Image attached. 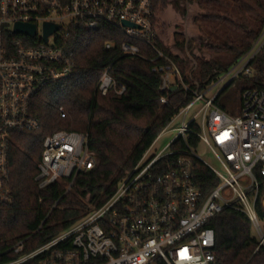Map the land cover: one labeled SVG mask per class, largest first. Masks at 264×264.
I'll return each mask as SVG.
<instances>
[{"label":"built area","instance_id":"built-area-1","mask_svg":"<svg viewBox=\"0 0 264 264\" xmlns=\"http://www.w3.org/2000/svg\"><path fill=\"white\" fill-rule=\"evenodd\" d=\"M155 14L156 0H0V207L14 201L12 133L40 128L41 119L32 108L34 97L47 85L75 72L74 51L68 43L76 27L97 29L110 25L153 47L157 55L149 59L166 61L153 68L161 76V90L183 84L194 94L193 100L171 120L173 123L185 114L182 125L174 127L177 133L160 152L151 154L155 141L167 127L113 194L102 203L89 202L86 213L72 226L31 246L32 237L42 231L60 199L73 190L78 175L97 164L88 132L60 129L48 134L36 180L40 188L61 183L64 193L36 229L0 248V264H216L215 229L210 221L226 207L247 213L264 244V227L256 210L259 175L264 177V89L255 82L243 89L239 115H231L214 101L228 82L258 74L253 62L264 49V30L249 51L200 91L184 83L178 64L158 47ZM18 23L35 24L36 33L17 32ZM45 23L58 26L47 40ZM113 46L112 42L106 43L107 48ZM121 49L124 54L147 58L136 43L125 41ZM110 69L106 67L101 74L97 89L102 94L113 90L122 94L126 86L116 81ZM215 87L216 94L206 98V93ZM161 100L167 102V97ZM201 100H205L204 105L187 120L188 110ZM59 111L65 116L64 106H59ZM193 122L200 130L192 127ZM190 132L212 148L222 169L202 159L195 147L173 146L180 138L189 144ZM195 157L220 178V183L206 195L194 175ZM163 158H168L162 162L163 168L154 171ZM228 189L230 195L226 193Z\"/></svg>","mask_w":264,"mask_h":264},{"label":"trees","instance_id":"trees-1","mask_svg":"<svg viewBox=\"0 0 264 264\" xmlns=\"http://www.w3.org/2000/svg\"><path fill=\"white\" fill-rule=\"evenodd\" d=\"M186 1L156 0V4H171L184 15ZM198 3L204 12L198 22L199 42L190 51L193 58L174 56L159 36L156 42L178 64L184 83L204 91L249 51L261 35L264 0H198ZM125 41L138 44L147 58L124 54L121 44ZM107 42L114 46L107 48ZM179 44L190 47L186 39ZM68 47L73 49L76 60L73 75L47 85L33 99L32 108L41 119L40 128L12 133L10 171L14 201L0 207V248L36 229L64 193L61 183L40 188L36 180L38 161L48 134L60 129L88 132L97 164L78 175L73 190L60 199L42 231L32 237L31 246H38L72 226L86 213L89 202L102 203L113 194L175 115L194 98L193 92L183 84L162 91L161 76L153 68L165 63V59L150 60L157 55L153 47L113 26L76 27ZM253 64L258 74L244 78L264 89V49ZM108 66L116 81L126 86L122 94L114 90L102 94L97 89L98 80ZM234 81L215 98L217 105L218 97ZM162 96L167 97V102L161 100ZM59 106H64L65 116H61ZM192 127L200 130L196 122ZM188 139L189 144L180 138L173 146L185 149L188 145L196 147L200 142L194 132L188 134ZM167 160L163 158L157 163L154 171L161 170L162 162ZM193 171L204 195L220 183L218 175L196 157ZM259 179L256 210L264 227V177L259 175ZM210 225L215 229L216 264H264V244L258 233H253L256 229L247 213L226 207Z\"/></svg>","mask_w":264,"mask_h":264},{"label":"rangeland","instance_id":"rangeland-1","mask_svg":"<svg viewBox=\"0 0 264 264\" xmlns=\"http://www.w3.org/2000/svg\"><path fill=\"white\" fill-rule=\"evenodd\" d=\"M184 4L187 11L186 14L182 15L180 12H177L171 4L163 6L161 2H158L156 4L155 27L159 38L174 56L191 59L193 57L190 51L199 42L200 28L198 22L204 11L200 8L198 0H187ZM184 39H186L187 43L188 41L190 42L189 48H187L186 45L179 44V42L184 41ZM253 82L254 81L244 77H239L221 93L217 100L218 105L231 115H239L242 108V91L247 87H252ZM216 91L217 87L209 90L206 93V98L214 96ZM204 103L205 100H201L188 110L186 114L187 120L195 115ZM184 116L185 114L180 115L173 123H170L167 126L165 131L155 141L151 154L160 152L172 140L177 133L174 127L182 125ZM201 119L202 116L198 115L197 120L201 121ZM195 149L202 159L206 160L216 168L222 169L220 161L207 143L201 141ZM169 150L170 148L167 149V151ZM226 193L230 195L231 191L228 189L226 190ZM253 233L256 234L257 231L253 230Z\"/></svg>","mask_w":264,"mask_h":264},{"label":"water","instance_id":"water-1","mask_svg":"<svg viewBox=\"0 0 264 264\" xmlns=\"http://www.w3.org/2000/svg\"><path fill=\"white\" fill-rule=\"evenodd\" d=\"M58 29V26L55 24H51V23H45L44 25V38L45 40L48 39L49 35L54 32L55 30ZM16 31L17 32H24L27 34H31L34 35L36 33V25L34 24H26V23H18L16 26ZM230 82H228L224 88L229 84Z\"/></svg>","mask_w":264,"mask_h":264}]
</instances>
